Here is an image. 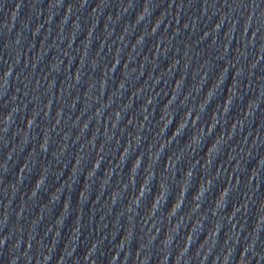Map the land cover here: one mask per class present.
I'll return each instance as SVG.
<instances>
[{"label": "water", "instance_id": "1", "mask_svg": "<svg viewBox=\"0 0 264 264\" xmlns=\"http://www.w3.org/2000/svg\"><path fill=\"white\" fill-rule=\"evenodd\" d=\"M38 0H0V25L20 14Z\"/></svg>", "mask_w": 264, "mask_h": 264}]
</instances>
